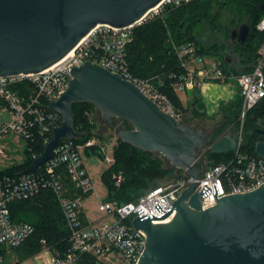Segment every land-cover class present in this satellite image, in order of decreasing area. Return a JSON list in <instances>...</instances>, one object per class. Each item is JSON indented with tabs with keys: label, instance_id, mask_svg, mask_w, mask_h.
Returning a JSON list of instances; mask_svg holds the SVG:
<instances>
[{
	"label": "water",
	"instance_id": "1",
	"mask_svg": "<svg viewBox=\"0 0 264 264\" xmlns=\"http://www.w3.org/2000/svg\"><path fill=\"white\" fill-rule=\"evenodd\" d=\"M163 0H0V76L37 73L59 62L98 24L125 27L141 20ZM251 32L244 23L231 31V41L245 42ZM228 64L240 63L233 49L225 54ZM66 91L50 101L49 109L61 113L63 122L41 155L23 171H35L52 157L63 139L78 137L74 103L91 102L100 119L114 127L123 142L149 152H158L175 168H184L194 178L205 170L204 153H228L236 149L232 133L215 141L204 128L184 123L150 98L133 81L87 61L72 69ZM116 119L131 127L115 125ZM264 135V129H258ZM264 158V140L255 145ZM198 181L190 183L173 207H155L162 215H141L133 220L145 232L144 249L136 264H264V183L258 188L217 197L203 208ZM173 216L166 222H154ZM153 218V219H152ZM137 231L135 232V234ZM134 234V235H135ZM120 240H128L122 238ZM134 237V236H133ZM132 239V238H131Z\"/></svg>",
	"mask_w": 264,
	"mask_h": 264
},
{
	"label": "built area",
	"instance_id": "2",
	"mask_svg": "<svg viewBox=\"0 0 264 264\" xmlns=\"http://www.w3.org/2000/svg\"><path fill=\"white\" fill-rule=\"evenodd\" d=\"M189 1L163 0L141 20L129 26L98 24L80 40L76 48L52 66L37 73L0 76V98L7 102L10 110V118L0 125V137L14 133L22 138L27 146L29 141L33 142L39 137L46 146L53 137V129L60 126L64 120L61 113L49 109L48 105L66 91L70 79L73 78L72 69L87 61L102 65L133 81L163 110L180 120L182 113L168 95L162 92L161 82L139 79L132 74L127 58V46L132 41L137 26L162 16L168 7H178ZM258 29L264 30V17L258 23ZM173 46L178 51L183 67L187 69L185 81L179 85V91L193 89L196 85L207 81L235 79L243 96L242 123L248 111L264 99V44L250 72L230 75H227L216 62L207 65L194 44L174 43ZM235 137L237 140L235 156L228 161L206 168L198 179L187 174L186 169L176 168L173 175L135 200L126 203L104 200L99 208L111 216L113 221L101 225L84 219L82 213L84 200L87 194L93 193L94 183L85 165L80 150L81 145L75 143L74 138L63 139L53 149L52 157L35 171L0 176V244L16 248L32 235L35 229L31 223L14 221L10 203L32 198L45 189H51L58 198L69 227L71 248L65 255L56 254L43 240L45 248L30 257L28 261H33L35 264H84L79 263L80 257L84 254L99 257L118 252L127 264H136L146 240L145 232L136 230L133 225L134 218L139 215L137 210L140 208L143 209L141 215L149 213L160 216L164 212L158 211L155 204L159 202L166 210L172 208V203L194 181L200 183L197 189L201 192L206 184L211 189L203 197V208L215 205L217 199L224 195L252 191L264 183L263 156L257 152L258 155L253 156L241 152L242 131ZM94 143L95 140L91 139L83 146L87 147ZM32 148L30 146L28 149ZM5 155L6 145L0 141V158ZM61 170L67 173L72 189L76 193L70 194L71 190L66 186ZM115 178L119 185L124 179L123 173L116 174ZM213 183H216L219 190L216 194L218 198L215 196ZM173 214L162 219H152L156 223H163L169 221ZM121 232L122 238L128 240L119 239ZM1 260L2 256H0Z\"/></svg>",
	"mask_w": 264,
	"mask_h": 264
},
{
	"label": "trees",
	"instance_id": "3",
	"mask_svg": "<svg viewBox=\"0 0 264 264\" xmlns=\"http://www.w3.org/2000/svg\"><path fill=\"white\" fill-rule=\"evenodd\" d=\"M263 17L264 0H190L178 7H168L162 16L152 18L134 29L133 39L127 46L130 71L139 79L161 82L160 89L168 95L181 113L185 114L186 110H190L193 117L197 116L198 119L207 121L213 116L206 112L199 85L193 89H186L191 93L189 108L181 98L179 85L184 83L187 69L183 67L173 44L192 43L196 46L198 54L217 56L227 75L250 72L264 44V30L258 29V23ZM244 23L250 25L249 37L245 42L236 40L232 43V29ZM212 37H221L222 41L211 42ZM231 49L241 57L240 63L233 65L227 63L225 54ZM86 104H91L93 107H79ZM221 107L223 121L213 124V131L205 130L210 135L211 141H215L223 133L228 132L236 136L242 131L241 152L252 156L258 155L255 150L256 142L264 140V135L258 132V129H264V99L248 111L243 123L241 88L237 98L222 103ZM73 109L76 117L75 127L79 134L73 141L78 145L81 142L85 144L94 139L93 124L91 125L92 120L89 115L91 113L95 115L99 111L91 102L74 103ZM118 120L114 121L115 125L121 124ZM126 127L131 126L126 125ZM28 144L25 148L24 161L0 168V176L23 173L32 163L33 158L43 153L45 145L39 137L33 142L29 141ZM30 146L33 147L31 150L28 149ZM84 151L87 155H104V150L98 142L87 146ZM113 152L114 158L110 167L103 173L108 194L105 200L119 203L135 200L153 186L163 182L167 178L165 176L171 170H175V167L167 166L164 159L154 152L136 148L120 138ZM234 156V151L223 154L208 149L203 159L205 163L214 165L228 161ZM61 172L66 186L71 190L70 194L76 193L72 189L67 173L63 170ZM120 172L123 173L124 179L118 185L115 175ZM10 209L14 221L28 222L35 228L32 235L16 247L21 259L30 258L43 250L45 246L43 239L56 254L65 255L71 248L70 230L53 190L45 189L32 198L13 201L10 203ZM6 247L0 244V255L5 253ZM98 260L95 255L84 254L80 257L79 263L97 264Z\"/></svg>",
	"mask_w": 264,
	"mask_h": 264
},
{
	"label": "rangeland",
	"instance_id": "4",
	"mask_svg": "<svg viewBox=\"0 0 264 264\" xmlns=\"http://www.w3.org/2000/svg\"><path fill=\"white\" fill-rule=\"evenodd\" d=\"M213 41H222V39L221 37H212L211 42ZM201 56L207 65H210V64L213 65V63L215 62L221 65V61L217 56H210L206 54H203ZM180 95L184 103L187 104V108H189L190 104L188 102L191 97V93L189 91L182 90L180 92ZM79 107L80 108H84V107L91 108L93 106L91 104H88V105L86 104L85 106H79ZM221 108L222 107L220 106L218 110L219 112L215 114L213 113L212 115L213 118H210L207 120V123L209 124V126H207V129H206L207 131H213L212 129L213 124L223 121V111H221ZM99 115H100V112H97L95 115L94 113H91L89 115V118L90 120H92L91 125L93 124L92 129L94 130L92 133L93 135L92 137L94 138L95 142H98L101 145V148L104 150L103 151L104 155L103 156L99 154L87 155L85 154V151H84V149L86 148L85 146H83L84 143L81 142L79 143V145H81L80 150L82 151L85 165L94 183V191L92 194H89V196L85 198L84 203H83V209L85 210L87 214V217H88L87 220L94 222L98 225H101L105 222L113 221V218L109 216L107 213H105V211H101L99 206L107 198V195H108L107 194V184L105 182V179H103V173L110 167V164H111L110 160L114 158L113 148L115 145L119 143V138H118L119 136L115 134L114 127H111L109 124L108 125L105 124L106 121H103L102 119H100ZM208 115H211V114H208ZM180 120L186 123L187 120L197 121L198 117L197 116L193 117L192 112H190V110H186L185 114L182 113ZM118 121L121 122L123 126L132 125L130 122L126 120L119 119ZM78 124H80V122ZM0 139H2V142H4L5 145L8 147L16 146V145H19L21 147V144L23 145V141H22L23 139L14 133L4 134L0 137ZM154 153L162 157L164 161L166 162L167 166L174 167L170 164V162L168 161L166 157H164L158 152H154ZM210 166H212L210 163L209 164L208 162L205 163V169L209 168ZM172 171L173 170H171V172L165 177L169 178ZM173 172H176V168ZM18 252L19 250L17 248L6 247L5 253L3 254L4 256L0 255L2 256V260L0 261V264H35L33 261H28L30 260L29 258L21 259ZM110 254L111 255L109 257H105L106 255L99 256L98 264H127V261H125L118 254V252H112Z\"/></svg>",
	"mask_w": 264,
	"mask_h": 264
},
{
	"label": "crops",
	"instance_id": "5",
	"mask_svg": "<svg viewBox=\"0 0 264 264\" xmlns=\"http://www.w3.org/2000/svg\"><path fill=\"white\" fill-rule=\"evenodd\" d=\"M199 86L200 95L206 106V112L211 115H213V113L215 114L219 112L218 110L222 103L232 101L237 98L238 94H240V87L233 78L229 80L227 79V81H207L201 83ZM0 115V125L3 123V121L10 118V110L7 102L1 98ZM0 141L2 142V139H0ZM22 141L23 145L21 144V147L19 145L11 147L6 146V155L3 158H0V168L24 161L26 142L24 140ZM82 213L85 219H88L83 207ZM110 255L111 254H107L105 257H109Z\"/></svg>",
	"mask_w": 264,
	"mask_h": 264
},
{
	"label": "flooded vegetation",
	"instance_id": "6",
	"mask_svg": "<svg viewBox=\"0 0 264 264\" xmlns=\"http://www.w3.org/2000/svg\"><path fill=\"white\" fill-rule=\"evenodd\" d=\"M186 123L191 124V125H193L196 128L202 127V128H204V130H206L207 129V126H209V124L207 123V121L202 120V119H198L197 121H189V120H187ZM105 124L108 125L107 121H106Z\"/></svg>",
	"mask_w": 264,
	"mask_h": 264
}]
</instances>
